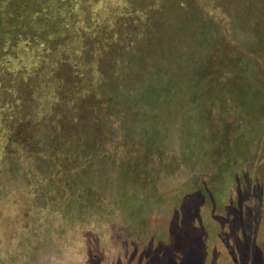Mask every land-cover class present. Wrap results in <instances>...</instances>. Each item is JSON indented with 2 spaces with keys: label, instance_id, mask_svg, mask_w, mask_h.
Instances as JSON below:
<instances>
[{
  "label": "rangeland",
  "instance_id": "rangeland-1",
  "mask_svg": "<svg viewBox=\"0 0 264 264\" xmlns=\"http://www.w3.org/2000/svg\"><path fill=\"white\" fill-rule=\"evenodd\" d=\"M63 5L70 74L52 0L0 43V264H264V0Z\"/></svg>",
  "mask_w": 264,
  "mask_h": 264
},
{
  "label": "trees",
  "instance_id": "trees-1",
  "mask_svg": "<svg viewBox=\"0 0 264 264\" xmlns=\"http://www.w3.org/2000/svg\"><path fill=\"white\" fill-rule=\"evenodd\" d=\"M49 1L51 0H45V2L43 3V5L45 6H41L38 2V0H0V43H6V42H12V38H14V36L19 35L18 32L16 33V29L18 28L17 26H15V23H21L22 25L25 23H29L32 22L33 18H38L41 16V10H43V7H46L45 10L48 9L47 4H49ZM69 3L71 4L73 2V0H52V11L50 13V20L45 21V23L47 26L49 27V22H52L50 24V28L55 31L54 34V40L52 37V40L50 42H52V49H50L49 46V41L46 43V48L44 50V52H48L51 53L52 55V74H54L55 72H57V74L59 75H64L69 73L70 74V70L69 71H65L68 69H71L72 67V62L71 61H76V58L78 56H81V58L84 57V55H80V54H74V55H78L76 58L73 57V59L70 58L69 55L72 54V51H70V40L68 36H64L68 29V25L74 27L73 24L70 25V22L67 20H65L66 24H63V21L59 20V18L62 19V17L67 14L68 10H64V5L65 3ZM29 5V9H25V5ZM24 5V9L22 10ZM74 4H72L73 6ZM69 11H71V8L69 9ZM23 14V17H20V15ZM52 19V20H51ZM26 31V30H23ZM69 32V30H68ZM71 32V30H70ZM28 32L26 31V36H27ZM6 37V38H5ZM57 42V49H53V43ZM41 45L43 46V43L41 42ZM65 72V73H64ZM65 80V78H64ZM90 112H93V115H91ZM97 112V110H91L88 111L87 113H85V116L83 118H81V120H77L75 122L74 127L79 123H81L82 125H84L83 128H81L82 133H84L86 136V138L88 139H93V141L95 142H101L100 138L97 137L96 135H89V133L87 132V128L89 129V127L91 125H94L96 122V116H94V113ZM75 128V129H77ZM94 133L95 131L92 130ZM97 133H98V129H96ZM79 133V132H78ZM96 133V134H97ZM70 134V133H69ZM69 134L67 136V134L65 135V139L69 137ZM100 136V135H98ZM73 137V136H72ZM100 140V141H99ZM91 142V141H90ZM67 143V141H66ZM92 148V146L90 147ZM209 226V224H207Z\"/></svg>",
  "mask_w": 264,
  "mask_h": 264
}]
</instances>
